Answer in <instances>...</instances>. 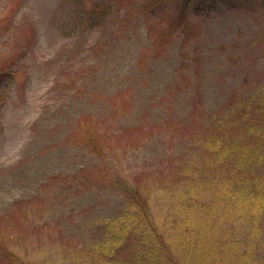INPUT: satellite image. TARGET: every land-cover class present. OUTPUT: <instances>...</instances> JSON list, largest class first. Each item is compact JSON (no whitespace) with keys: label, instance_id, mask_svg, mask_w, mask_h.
<instances>
[{"label":"rangeland","instance_id":"obj_1","mask_svg":"<svg viewBox=\"0 0 264 264\" xmlns=\"http://www.w3.org/2000/svg\"><path fill=\"white\" fill-rule=\"evenodd\" d=\"M196 1L0 0V250L92 264L125 208L116 181L168 185L152 208L173 224L212 163L206 136L264 88V0ZM231 205L248 235L251 211Z\"/></svg>","mask_w":264,"mask_h":264},{"label":"trees","instance_id":"obj_2","mask_svg":"<svg viewBox=\"0 0 264 264\" xmlns=\"http://www.w3.org/2000/svg\"><path fill=\"white\" fill-rule=\"evenodd\" d=\"M181 1L184 11L194 3L196 9L203 6L195 0ZM4 74L0 70V79ZM236 100L243 112L237 118V128L229 131L227 124H219L205 140L212 163L205 162L203 168L212 170L222 164L226 168L221 169V177L212 171L206 177L200 168L194 187H185L183 208L172 216V225L165 222L168 215H156L152 208L154 190L172 193L168 185L154 188L146 181H116L114 186L124 195L125 208L112 218L107 237L90 248L97 253L92 264H258L264 214V88ZM203 180L206 184L201 191L198 185ZM217 183L218 191L208 195ZM227 198L230 204L224 206ZM236 202L240 209L245 205L254 220L253 230L245 236L240 231L244 225L225 223L232 219L228 212ZM122 250L129 251L128 257H117ZM0 255L11 264H29L8 250H0Z\"/></svg>","mask_w":264,"mask_h":264}]
</instances>
